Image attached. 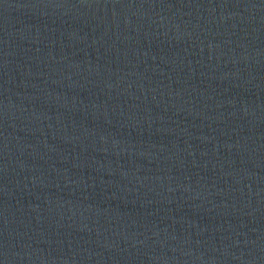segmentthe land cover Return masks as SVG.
Returning a JSON list of instances; mask_svg holds the SVG:
<instances>
[{
  "label": "water",
  "instance_id": "1",
  "mask_svg": "<svg viewBox=\"0 0 264 264\" xmlns=\"http://www.w3.org/2000/svg\"><path fill=\"white\" fill-rule=\"evenodd\" d=\"M0 264H264V0H0Z\"/></svg>",
  "mask_w": 264,
  "mask_h": 264
}]
</instances>
